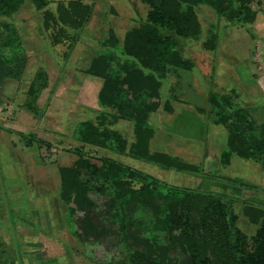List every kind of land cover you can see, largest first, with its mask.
Instances as JSON below:
<instances>
[{
	"label": "rangeland",
	"instance_id": "rangeland-1",
	"mask_svg": "<svg viewBox=\"0 0 264 264\" xmlns=\"http://www.w3.org/2000/svg\"><path fill=\"white\" fill-rule=\"evenodd\" d=\"M20 2L18 8L8 15H0V19L12 23L21 33L29 56L23 78H30L37 65L43 63L48 80L38 98L36 127L25 126L23 132L32 130L43 138L47 137L51 144L23 152L26 160L34 154L41 156L40 163L30 162L27 177L24 159L19 161L18 158L22 151L20 147L24 146L22 135L1 128L0 121V264H125L128 253H143L165 264H184L177 236L160 228L151 231L139 227L134 229L123 221L117 225L103 196L91 194L86 200H71L70 205L75 212L71 218L66 216V206L59 198L60 177L57 178L56 174L59 166H73L79 155L96 164L104 158H111L149 173L161 183L222 196L230 202L236 215L235 226L246 240H250L264 215V205L251 201L260 193L240 185L242 181H248L262 186L264 168L234 154L226 161L223 151L226 149L227 128L213 123L210 115L199 114L193 109L197 105L207 106L209 91L230 94L233 89L235 93L230 95L235 98L239 94V98L232 101L233 106H245L247 109L250 106L247 101L255 104L263 101L251 90H241L236 75L230 79L232 74L228 68L233 65L232 61L226 58L212 60L209 55H202V43L196 44L192 38L181 39L183 52L195 65L191 70L169 72L161 79V100L169 98L175 112L167 113L164 106H159L148 114L147 121L153 132L147 148L174 155L196 165L199 170L192 173L164 168L142 157L132 156L128 150L111 151L83 144L72 136V127L78 121L92 119L96 122L99 118L104 125L122 134L127 148L134 141L132 120L125 116L127 114L115 111L114 107L98 106L96 93L101 79L94 76L86 78L84 70L99 52L106 51L102 48L108 44L111 31L122 43L131 28H138L145 21L149 6L141 0H45L42 6H37L33 0ZM63 5L70 11L59 12L58 8ZM250 5L256 12L264 11V0H252ZM48 10L59 13V16L64 13L65 21L58 23L52 20L47 16ZM196 11L203 31L207 33L214 19L213 13L203 5H197ZM216 24L224 29L220 40L223 53H229L233 61L244 60L251 71L264 78V40L258 41V36L264 31L255 30L256 37H251L241 28L230 30L231 24L224 18ZM243 27L249 26L245 24ZM56 33L60 39L54 42L52 37ZM231 36L234 39L231 40ZM203 38L202 32L199 40ZM111 63L114 71L122 69L115 60ZM27 83L25 79L19 87L25 89ZM6 87L2 93L6 98L0 103V111L8 109V119L12 112L18 118V107L11 97L15 86L10 84ZM139 95H136V102L150 101L146 92ZM19 96L20 93L16 96V103ZM180 108L189 113L182 114ZM6 124L10 125L9 122ZM11 139L20 146H11ZM139 185L132 182L133 187ZM200 197H189L186 203L198 208L203 203ZM259 198L264 202L263 196ZM84 213L86 217H82ZM29 229L39 233L40 239H31L32 232L25 234ZM20 230L21 235L25 234L29 240L22 242Z\"/></svg>",
	"mask_w": 264,
	"mask_h": 264
},
{
	"label": "trees",
	"instance_id": "trees-1",
	"mask_svg": "<svg viewBox=\"0 0 264 264\" xmlns=\"http://www.w3.org/2000/svg\"><path fill=\"white\" fill-rule=\"evenodd\" d=\"M20 1L0 0V15H8L19 7ZM33 1L37 6L45 3V0ZM141 1L149 6L145 21L138 28H131L122 43L111 31L108 44L102 48L106 51L99 52L84 70L86 74L101 79L96 93L98 106L114 107L115 111L127 114L125 116L132 120L134 141L127 148L122 134L104 125L99 118L96 122L92 119L78 121L72 136L83 144L111 151L128 150L132 156L142 157L161 167L195 173L199 170L196 165L166 152L148 150V139L153 132L147 121L148 114L159 106H164L167 113L173 111L169 98L161 100L163 76L194 67L193 60L183 52L181 39L200 38L202 27L197 5L208 6L216 14L240 24L252 21L255 11L251 8V0ZM58 9L64 13L70 11L65 5ZM62 14L47 11V16L58 23L65 21ZM11 24L0 19V87L5 78L21 77L29 58L20 31ZM216 26L213 22L205 32L202 44L207 49L215 48ZM59 37L56 33L52 39L57 42ZM114 60L122 66L119 72L112 69ZM45 71L44 65H38L27 88L24 107L34 114L39 94L48 83ZM143 92L148 94L150 101L136 102V95ZM206 98L207 106L195 107V110L210 115L213 123L227 128L226 149L223 151L226 161L234 154L253 160L264 168V121L258 123L247 108L233 106L230 94L209 91ZM33 138L29 137L27 142ZM59 176V198L66 206L68 218L75 212L71 200H86L91 194L99 195L106 199L104 203L109 204V213L117 225L125 222L134 229L139 227L149 231L160 228L177 236L184 264H264V215L254 236L246 240L235 226L236 215L230 202L222 196L161 183L153 175L111 158H104L96 164L79 155L73 166L59 168ZM134 181L140 185L133 187ZM192 196H201L202 205L194 208L187 204V198ZM85 214L82 217H86ZM125 264L165 263L143 253H128Z\"/></svg>",
	"mask_w": 264,
	"mask_h": 264
},
{
	"label": "crops",
	"instance_id": "crops-1",
	"mask_svg": "<svg viewBox=\"0 0 264 264\" xmlns=\"http://www.w3.org/2000/svg\"><path fill=\"white\" fill-rule=\"evenodd\" d=\"M251 2H252V0H251ZM250 2V3H251ZM202 6V5H201ZM203 8H206V9H209L212 13H213V17H214V19L212 20L214 23H219V20H221L222 18H224L225 20H227V22H229V24H231L230 26H229V28H230V30H234V29H237V28H241V29H243V30H246L250 35H251V37H256L255 36V32L256 31H258V30H262V31H264V20H263V18H264V11L263 10H261V11H263V12H259V11H255V13H254V17H253V20L252 21H250V22H246V23H243V24H240V23H235V22H233V21H231L227 16H223V15H218V14H216L210 7H208V6H205V5H203ZM261 14H263V16L261 15ZM212 22V23H213ZM201 23V22H200ZM245 24H247L249 27L248 28H244L243 27V25H245ZM203 25L201 24V27H202ZM223 28L220 26V25H217L216 26V32H217V37H216V42H215V48L217 49V51L215 52L214 51V49H207V48H205L204 46H203V44L201 45V47H200V49H202V55H205V54H207V55H209L210 56V58L212 59V60H216V59H218V58H226V59H230L231 61H232V66L230 67V68H228V70H230V73L232 74V76H230V79L232 78V79H234V78H236V79H238V81H239V83H240V86H241V90L243 89V90H245V89H247V91H249V90H251V92L253 93V94H258L260 97H262L263 98V101L262 102H259V103H254V102H252V101H247V103L246 104H249L250 106H248V110H249V112L253 115V117L255 118V120L258 122V123H261L262 121H264V78L262 77V75L260 74V73H254V71H251V69L248 67V63H246L244 60H241V59H237V60H235L234 59V61H233V57H230L229 56V53H223V51L221 50V48H220V44H221V42H220V40H221V38L224 36L223 34H224V32H223ZM256 30V31H255ZM255 31V32H254ZM202 32H203V34L205 35L206 33L203 31V27H202ZM222 35V36H221ZM260 36H262V37H260ZM204 38H205V36H204ZM203 38V39H204ZM229 38V37H228ZM232 39H234V37H232L231 36V40ZM260 39H262V40H264V32H263V35H259L258 36V41L260 42L261 40ZM192 40H194V42L196 43V44H200V43H202V41H200V40H195V39H192ZM259 46H261V44L259 45ZM213 51V52H212ZM190 58V57H189ZM235 58V57H234ZM29 59V58H28ZM194 62V61H193ZM39 64H42V65H44L45 66V64H43V63H39ZM27 65V64H26ZM194 65H195V63H194ZM38 66V65H37ZM37 68V67H36ZM36 70V69H35ZM24 71L25 72H27V70H26V66H25V69H24ZM227 71V70H226ZM84 74H86L85 72H84ZM33 75H34V73H33ZM33 75L32 76H30V78H23V75L19 78V79H14V78H5L4 80H3V83H2V85H1V87H0V103H1V101L3 100V98H6V97H4L3 95H2V93H3V90H5L7 87L6 86H8V85H10V84H14V90L12 91L13 93H12V95H11V97H12V99H13V102L15 103V105H17V107L18 108H16V109H18V118L17 117H14V116H17V114H14L13 112H12V116H11V118L10 119H8L9 117H7L8 116V112L9 111H0V121L2 122V124H1V128H4V129H7L8 131H14V133L16 132V133H18L19 135H22L21 136V140H22V143H23V145L24 146H22L21 145V147H20V149H22V151L21 152H17L18 153V158H19V161H21L20 159H24L23 160V164H24V166H25V171H26V173H27V177H28V175H29V164H30V162L32 161L33 163H40L41 162V156H40V154H34V155H32V157L30 158V159H27L26 160V158L24 157V153L23 152H25V151H30V150H32V148L33 147H36V146H40V145H46V146H48V145H50L51 143H50V140H48L47 139V137H42L40 134H36L35 132H33L32 130H30L29 132H27V133H24L23 132V129H24V127L25 126H30V127H32V129L34 128V126L36 125V123H37V119H39L38 118V116L36 115V114H34V113H32V112H30L29 110H27L25 107H24V102L27 100V98H28V94H27V88H28V86H29V84H30V82H31V80H32V78H33ZM235 75H236V77H235ZM86 78H90L89 76H91V75H89V74H86ZM92 77V76H91ZM25 79H27V81H28V83H27V85H26V88L25 89H23V87H19V83H21V82H24V80ZM44 90V89H43ZM43 90L40 92V94H39V96L41 95V93L43 92ZM230 92H232V93H235L234 91H233V89H231V91ZM229 92V93H230ZM20 93V96L17 98V103L15 102V99H16V96H17V94H19ZM22 93V94H21ZM232 93H230V94H232ZM248 94H251V93H248ZM232 97H233V100H235V99H238L239 98V94L237 93V97H235L234 98V96L233 95H231ZM39 98V97H38ZM38 100V99H37ZM232 100V101H233ZM208 103V102H207ZM38 104H39V100L38 101H36V107H38ZM40 106V105H39ZM174 107V106H173ZM195 107H202L201 105H197V106H194L193 107V109L195 110ZM241 107H245V106H241ZM245 108H247V107H245ZM0 109H1V107H0ZM15 109V108H14ZM189 109V108H188ZM186 109L185 108H180V111H181V113L182 114H184V113H189V111H185ZM22 111L24 112V113H22ZM196 111V110H195ZM172 112H175V110H173ZM171 112V113H172ZM197 112V111H196ZM198 113V112H197ZM200 114V113H199ZM7 118V119H6ZM7 120H9V121H7ZM5 122V123H4ZM6 122H9L10 123V125H7L6 124ZM36 127V126H35ZM73 128L74 127H72V130H73ZM37 131H39V129H37ZM39 133V132H38ZM26 136V137H25ZM28 137V138H27ZM29 137L31 138V137H34L32 140H30V142H27V141H29L28 139H29ZM74 138V137H73ZM75 139V138H74ZM13 140L14 139H11L10 141H9V144H11V146H14V147H17V145H19V144H16L17 143V141H15V143L13 142ZM20 140V141H21ZM19 141V142H20ZM76 141H78L77 139H76ZM20 146V145H19ZM21 153H23V157H22V155H21ZM237 156V155H236ZM246 160H250V159H246ZM253 161V160H252ZM255 162V161H254ZM27 163V164H26ZM257 163V162H256ZM259 164V163H258ZM260 165V164H259ZM261 166V165H260ZM59 168H60V166L58 167V170H59ZM56 177L58 178V177H60L59 176V171H58V173L56 174ZM27 181H28V183L30 184V182H29V180L27 179ZM60 184V183H59ZM42 185V184H41ZM240 186H242V187H244V188H246V189H248V190H253V191H255L256 193H260L259 195H256L257 197L256 198H253L251 201H258V202H260L262 205H264V202L262 201V199L261 198H259L260 196L262 197H264V184L262 185V186H260L259 184L258 185H255V184H253V183H250V182H248V181H242V184L240 185ZM239 187V186H238ZM240 188V187H239ZM59 190H60V186H59ZM44 192V191H43ZM40 193V192H39ZM247 201H250V200H247ZM263 202V203H262ZM246 204H253V203H247L246 202ZM36 217V216H35ZM263 217V216H262ZM260 222H261V219H260ZM260 222H259V224H257V227H259V225H260ZM40 223V222H39ZM41 224V223H40ZM256 227V228H257ZM0 228H1V226H0ZM50 230V229H49ZM32 232V230H28V231H26V233L25 234H30ZM18 233L21 235V233H22V230H20V231H18ZM41 233V232H40ZM25 234L24 235H21L22 236V242H24V241H26V240H29V239H27L26 237H25ZM32 235L31 236H29V237H32L31 239H33V240H39L40 239V234L39 233H34V232H32L31 233ZM38 235H39V237H38ZM28 237V238H29ZM27 255H29L28 253H26ZM31 255H36L35 253H32ZM37 256V255H36ZM28 263V262H27ZM31 263V262H30Z\"/></svg>",
	"mask_w": 264,
	"mask_h": 264
}]
</instances>
